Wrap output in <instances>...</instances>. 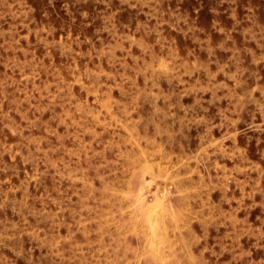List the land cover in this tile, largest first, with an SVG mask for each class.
<instances>
[{"label": "rangeland", "instance_id": "374dc122", "mask_svg": "<svg viewBox=\"0 0 264 264\" xmlns=\"http://www.w3.org/2000/svg\"><path fill=\"white\" fill-rule=\"evenodd\" d=\"M0 264H264V0H0Z\"/></svg>", "mask_w": 264, "mask_h": 264}]
</instances>
